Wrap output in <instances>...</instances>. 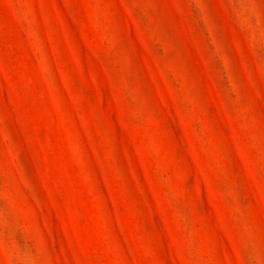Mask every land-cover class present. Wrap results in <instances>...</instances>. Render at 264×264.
Returning a JSON list of instances; mask_svg holds the SVG:
<instances>
[{"label":"rangeland","instance_id":"obj_1","mask_svg":"<svg viewBox=\"0 0 264 264\" xmlns=\"http://www.w3.org/2000/svg\"><path fill=\"white\" fill-rule=\"evenodd\" d=\"M0 264H264V0H0Z\"/></svg>","mask_w":264,"mask_h":264}]
</instances>
